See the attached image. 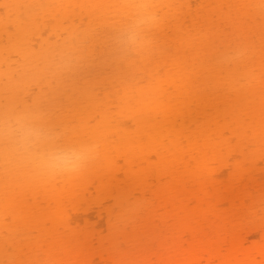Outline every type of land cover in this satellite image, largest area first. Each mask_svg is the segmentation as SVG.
<instances>
[{"label": "bare ground", "instance_id": "obj_1", "mask_svg": "<svg viewBox=\"0 0 264 264\" xmlns=\"http://www.w3.org/2000/svg\"><path fill=\"white\" fill-rule=\"evenodd\" d=\"M0 264H264V0H0Z\"/></svg>", "mask_w": 264, "mask_h": 264}, {"label": "clouds", "instance_id": "obj_2", "mask_svg": "<svg viewBox=\"0 0 264 264\" xmlns=\"http://www.w3.org/2000/svg\"><path fill=\"white\" fill-rule=\"evenodd\" d=\"M145 21L138 22L137 27ZM127 42L139 47L143 41L134 33L127 37ZM7 133L19 147L30 152L38 165L54 174L77 171L85 159L84 153L71 146H62L42 128L27 121L26 118L12 120L7 126Z\"/></svg>", "mask_w": 264, "mask_h": 264}, {"label": "rangeland", "instance_id": "obj_3", "mask_svg": "<svg viewBox=\"0 0 264 264\" xmlns=\"http://www.w3.org/2000/svg\"><path fill=\"white\" fill-rule=\"evenodd\" d=\"M184 171H186V164L181 165V166L178 168L177 173H179V172H184Z\"/></svg>", "mask_w": 264, "mask_h": 264}]
</instances>
